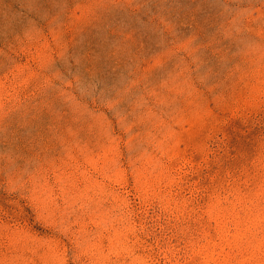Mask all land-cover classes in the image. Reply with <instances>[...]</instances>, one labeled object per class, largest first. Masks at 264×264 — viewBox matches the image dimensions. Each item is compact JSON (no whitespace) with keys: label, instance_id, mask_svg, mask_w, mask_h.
I'll use <instances>...</instances> for the list:
<instances>
[{"label":"rangeland","instance_id":"rangeland-1","mask_svg":"<svg viewBox=\"0 0 264 264\" xmlns=\"http://www.w3.org/2000/svg\"><path fill=\"white\" fill-rule=\"evenodd\" d=\"M0 264H264V0H0Z\"/></svg>","mask_w":264,"mask_h":264}]
</instances>
